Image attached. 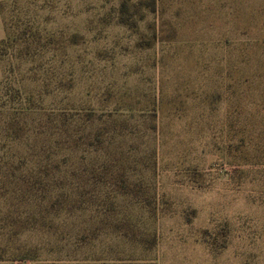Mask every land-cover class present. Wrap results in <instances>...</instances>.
<instances>
[{"label": "rangeland", "instance_id": "1", "mask_svg": "<svg viewBox=\"0 0 264 264\" xmlns=\"http://www.w3.org/2000/svg\"><path fill=\"white\" fill-rule=\"evenodd\" d=\"M0 3V264H264V0Z\"/></svg>", "mask_w": 264, "mask_h": 264}, {"label": "crops", "instance_id": "2", "mask_svg": "<svg viewBox=\"0 0 264 264\" xmlns=\"http://www.w3.org/2000/svg\"><path fill=\"white\" fill-rule=\"evenodd\" d=\"M0 1H6V0H0ZM4 36V23L2 20V16L0 13V39Z\"/></svg>", "mask_w": 264, "mask_h": 264}, {"label": "trees", "instance_id": "3", "mask_svg": "<svg viewBox=\"0 0 264 264\" xmlns=\"http://www.w3.org/2000/svg\"><path fill=\"white\" fill-rule=\"evenodd\" d=\"M3 5H4V3H0V9L1 10L3 9Z\"/></svg>", "mask_w": 264, "mask_h": 264}]
</instances>
